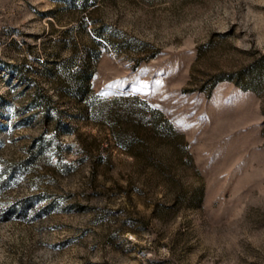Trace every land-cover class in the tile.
<instances>
[{
    "label": "rangeland",
    "instance_id": "obj_1",
    "mask_svg": "<svg viewBox=\"0 0 264 264\" xmlns=\"http://www.w3.org/2000/svg\"><path fill=\"white\" fill-rule=\"evenodd\" d=\"M0 264H264V0H0Z\"/></svg>",
    "mask_w": 264,
    "mask_h": 264
},
{
    "label": "trees",
    "instance_id": "obj_2",
    "mask_svg": "<svg viewBox=\"0 0 264 264\" xmlns=\"http://www.w3.org/2000/svg\"><path fill=\"white\" fill-rule=\"evenodd\" d=\"M42 104L44 106H46V113H47L46 117L51 116L53 114V112H52L53 109L51 107L55 105V102L53 101L52 96H50V95L46 96L45 95V100H43ZM58 114H60V113L58 112ZM54 118L57 120L58 124L61 123V120H60L61 116L60 115H59V117H54Z\"/></svg>",
    "mask_w": 264,
    "mask_h": 264
}]
</instances>
